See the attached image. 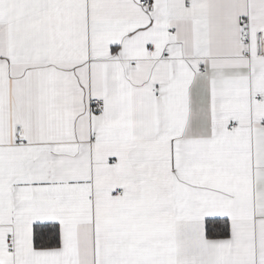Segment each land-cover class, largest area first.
Segmentation results:
<instances>
[{"label":"snow or ice","instance_id":"6c2138e0","mask_svg":"<svg viewBox=\"0 0 264 264\" xmlns=\"http://www.w3.org/2000/svg\"><path fill=\"white\" fill-rule=\"evenodd\" d=\"M0 264H264V0H0Z\"/></svg>","mask_w":264,"mask_h":264}]
</instances>
